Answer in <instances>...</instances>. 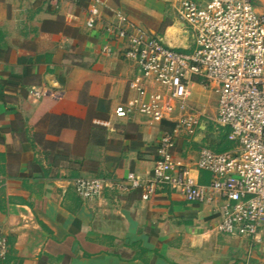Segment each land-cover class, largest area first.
Returning <instances> with one entry per match:
<instances>
[{
	"label": "crops",
	"instance_id": "crops-1",
	"mask_svg": "<svg viewBox=\"0 0 264 264\" xmlns=\"http://www.w3.org/2000/svg\"><path fill=\"white\" fill-rule=\"evenodd\" d=\"M88 1L0 0V229L9 242L0 264H264V229L255 240L219 232L216 194L201 203L168 188L146 200L141 188L76 194L80 176L146 179L159 135L172 126L114 115L132 94L135 67L102 24L86 28ZM105 1L173 48L179 31L191 37L178 17L180 28L166 24L176 15L169 0ZM43 86L63 92L29 95ZM209 125L178 138L177 155L193 161L215 144ZM197 179L207 184L210 175Z\"/></svg>",
	"mask_w": 264,
	"mask_h": 264
},
{
	"label": "built area",
	"instance_id": "built-area-1",
	"mask_svg": "<svg viewBox=\"0 0 264 264\" xmlns=\"http://www.w3.org/2000/svg\"><path fill=\"white\" fill-rule=\"evenodd\" d=\"M169 1L194 40L188 51L169 46L105 0L88 1L86 28L102 24L108 38L121 44L120 56L135 67L128 81L132 94L114 107V115L139 114L151 126L164 121L172 126L159 135L146 179L133 173L109 182L80 176L74 190L84 200L100 196L106 187L120 192L141 188L144 200L162 188L190 202L210 201L216 194L221 200L218 231L255 240L264 229V10L254 0ZM102 50L112 52L107 46ZM201 91L216 96L212 115L192 102ZM62 92L48 86L28 90L36 99ZM202 123L213 124L217 133L228 128L234 146L217 152L202 145L193 161H185L177 155V139L189 140ZM202 171L210 175L207 184L197 179ZM8 252L0 229V260Z\"/></svg>",
	"mask_w": 264,
	"mask_h": 264
},
{
	"label": "rangeland",
	"instance_id": "rangeland-1",
	"mask_svg": "<svg viewBox=\"0 0 264 264\" xmlns=\"http://www.w3.org/2000/svg\"><path fill=\"white\" fill-rule=\"evenodd\" d=\"M264 1V0H263ZM254 5L257 7L258 10L263 11L264 10V3L262 2V0H254ZM173 14V13H172ZM178 19L177 16L175 14L172 15L171 20H169L166 24H170V25H178V27L180 28L181 25H179L177 23ZM183 29V28H182ZM181 29V30H182ZM188 34L190 33V30L186 27ZM165 31L164 27H162V29H160L159 33L162 34V32ZM191 35V34H190ZM177 38V43H176V47L179 49L185 48L187 46L192 47L194 45V40L191 37H186V34L181 35V31H179V34L176 35ZM208 92V91H207ZM205 92L204 94H200L199 95V99L198 101H194L195 105L198 107L199 110L204 111L205 113L212 115L215 111L214 107L216 104V97L212 92ZM196 99V100H197ZM209 133L216 137V141L215 143L218 142L219 137H220V133H217L215 130V127L213 124L210 123L209 125ZM205 143H207L208 141H204ZM215 144H211V147H214ZM210 146V145H209Z\"/></svg>",
	"mask_w": 264,
	"mask_h": 264
},
{
	"label": "trees",
	"instance_id": "trees-1",
	"mask_svg": "<svg viewBox=\"0 0 264 264\" xmlns=\"http://www.w3.org/2000/svg\"><path fill=\"white\" fill-rule=\"evenodd\" d=\"M177 50H181L182 49H177ZM220 137L217 143H215L214 147H212L213 150L217 151V152H222L225 150H229L231 148H233L234 143L230 140H228L227 138V133H228V128H222L220 131Z\"/></svg>",
	"mask_w": 264,
	"mask_h": 264
}]
</instances>
